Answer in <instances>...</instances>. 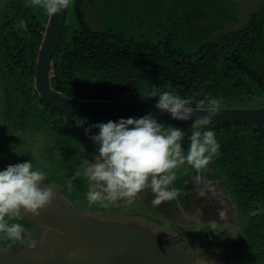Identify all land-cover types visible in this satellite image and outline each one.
Returning a JSON list of instances; mask_svg holds the SVG:
<instances>
[{
    "label": "trees",
    "instance_id": "obj_1",
    "mask_svg": "<svg viewBox=\"0 0 264 264\" xmlns=\"http://www.w3.org/2000/svg\"><path fill=\"white\" fill-rule=\"evenodd\" d=\"M0 2L6 118L15 125L29 118L45 122L50 112H59L76 124V141L91 132L140 143L155 156L178 150L190 158H214L249 214L245 234L257 263L264 264V127L57 110L34 86L55 0ZM239 5L240 0H71L51 84L87 100L255 107L250 102L264 101V4L243 27L227 29ZM78 161L64 176L80 186Z\"/></svg>",
    "mask_w": 264,
    "mask_h": 264
},
{
    "label": "flooded vegetation",
    "instance_id": "obj_2",
    "mask_svg": "<svg viewBox=\"0 0 264 264\" xmlns=\"http://www.w3.org/2000/svg\"><path fill=\"white\" fill-rule=\"evenodd\" d=\"M3 79L0 67V122L6 127L5 129L2 127L0 130L4 129V133L7 134L8 132V134L13 136L15 139L13 144L14 148H17L18 144L21 146L20 142H24V140L32 143L33 147H27L26 144H24L28 150L29 157L28 160L23 161L22 159L23 165L18 171H16L14 170V161L12 159L14 149H10L6 145V142H0V212L3 215V217L0 218V228L3 225L1 223H4L6 227H4L6 232L3 234L0 233L1 251H18L22 246L33 241L38 230L41 229V224H38L35 218H31L25 213L30 211L29 206L26 204L31 200L32 203H38L37 205L39 209H50V206L46 208L44 206L50 204L48 200L52 199V195H56L58 198L61 197L63 202L66 201V204L70 205L69 208L93 215L100 220H111L114 222H133L134 220H140L142 224L146 225V229L150 230V232L151 229L153 232L162 231L161 233L163 236L171 237L172 244L177 245L184 252L192 253L199 259L206 258L211 264L218 259L224 260V263L227 261L229 264H234L224 250L220 248V246L225 243L222 241L220 242V236L229 229L233 230L241 228L238 229L237 235L232 234L233 241L238 243L243 236L247 239L245 230L248 226L249 214H247L243 205H241L232 185L228 181V177L221 170L214 158L210 156H198L192 158L186 156L190 160L198 158L197 169H195L190 163L187 164H190L189 168L194 170V177H199L200 173H204L203 170L206 169V172L208 173H205V183H207L208 186L210 183L212 185V174L215 175L217 170L221 172L226 179V182H228L231 187V191L235 198L234 201H236L235 204H237V207L240 208L243 213L242 219L245 217V226L244 224H241L242 220L234 214L232 220L228 218V216L222 217L224 214L217 211V209H220L221 205L226 204V198L224 200V196L226 195L220 194L216 187L207 186L203 188V186H200L196 190L190 192L185 189V186L181 187L182 193L179 194L176 192L175 194L173 193L174 191H171V194L168 196L166 194L167 188L159 189V185L156 181L154 180L152 182L153 178L157 175L156 170L154 165L147 161L149 158L147 155L143 154V152L138 153L136 157L144 156L141 161L147 162L146 167L148 168L149 173L142 168V174L140 177L130 178L128 170L124 171L121 169L120 162L118 163L115 161V157L120 159L116 153L99 148V145L103 146L101 140H98L97 142L95 141V143H87L89 138H80L76 141L74 133L76 124L70 121L68 117H65L68 123L59 120L60 116H62L59 112H50L45 122L57 130L68 132V136H66L65 133L62 135L53 133L42 142L39 140L40 135H43V133L48 135L44 127L35 124L36 122L34 121V123L30 118L20 121L18 125H15L9 117L6 118V98L4 92L6 83ZM8 124L13 128H11V131L7 128ZM31 131H39L40 134L35 137L32 136L33 133H31ZM90 138L93 139L94 137L91 136ZM34 140L36 143H34ZM58 142H60V145H58ZM82 143L83 145L81 149H79V146ZM22 150L24 151L23 144ZM60 150L65 152L61 153L59 152ZM60 157L63 158V161L58 162L57 158L59 160ZM29 158L31 159L30 162ZM77 158L79 160V169L77 172L78 179H84L83 175L85 170V174L90 181L88 190L94 196H97L95 190V188H97L98 191L105 194V198L108 199V201L110 199L113 200H110V203L116 204V210L120 206V209L122 206L130 208L138 203L137 206L144 212L138 211V216L134 217H131L129 213H127V215L117 212H113V214H109V212L107 214H102V212H96L93 210L94 208H91L82 202V204L86 206V209L83 208L82 205L79 204L81 199L75 193L79 184L76 182L74 183V179L72 180L69 177L64 179V174L69 170H73V167H75L74 164ZM184 169L187 170V166H184L183 170ZM188 174L190 173H184L183 177ZM163 178H167L171 181V176L169 177L167 174L163 175ZM170 183L172 184V182ZM188 183L189 182H186V184ZM80 184H82V182ZM121 187H123V189ZM44 190L46 191L44 192ZM156 191L162 192L164 197L163 200L158 199ZM168 197L174 206L173 211L175 214V220H173L171 216H164L162 213L159 211L156 212L155 210V207L157 206H166L168 204ZM40 202H45V204L41 206L39 205ZM228 202L230 203L229 200ZM74 204L77 205L79 209L74 208ZM230 206L232 210L235 209L231 203ZM31 207L33 208V205H31ZM38 208L36 212L39 213L41 210L38 211ZM211 209H214V211ZM151 212L153 213L151 217L154 219L149 218L148 222L144 223L143 220L146 221V219H144L143 214L145 215L146 213L148 214ZM16 215H18L22 221H18V218H14ZM38 216L40 217L42 224H45L46 222L43 220L42 215L39 213ZM2 219H5V221ZM7 219H9L10 222H7ZM148 223H150L149 227ZM238 223L239 227H236V224ZM15 224L17 228H21L23 234L20 236L18 230L14 233L17 241L14 243L7 241L6 243L1 244L4 240L3 237L7 238L6 236L11 229V225ZM209 232L214 234V239H207L206 235H208ZM192 235L195 237H192ZM115 264L124 263L115 260Z\"/></svg>",
    "mask_w": 264,
    "mask_h": 264
},
{
    "label": "water",
    "instance_id": "obj_3",
    "mask_svg": "<svg viewBox=\"0 0 264 264\" xmlns=\"http://www.w3.org/2000/svg\"><path fill=\"white\" fill-rule=\"evenodd\" d=\"M71 0H55L38 52L35 86L47 103L71 114H116L135 118L184 123L255 124L264 127V105L257 107H185L124 99L87 100L55 90L51 84V66ZM46 190H44L45 192ZM50 209L38 208L31 200L27 215L41 229L33 241L18 251L0 250V264H211L172 244L171 237L147 230L140 220L133 222L100 220L93 215L69 208L61 197L52 195ZM155 207L175 220L173 205ZM45 202H40L43 206ZM166 204V203H165ZM164 204V205H165ZM33 205V208L31 207ZM46 222L42 224L38 212ZM173 212V213H172ZM218 259L212 264H229Z\"/></svg>",
    "mask_w": 264,
    "mask_h": 264
},
{
    "label": "rangeland",
    "instance_id": "obj_4",
    "mask_svg": "<svg viewBox=\"0 0 264 264\" xmlns=\"http://www.w3.org/2000/svg\"><path fill=\"white\" fill-rule=\"evenodd\" d=\"M7 0H5L6 2ZM264 4V0H240V7L239 9V15L237 19L232 20L228 25H227V29H236V28H241L243 27L249 20V15L251 12L257 10L259 7H261ZM1 5V2H0ZM5 7V4L2 5V7L0 8V14L1 12H3ZM236 20V21H235ZM264 103V101L259 102V101H254L253 103L250 102V105H255V107H257L258 104ZM263 106V105H262ZM253 107V106H252ZM59 120H63L64 122L68 123L66 121V118L63 116H60ZM1 121V120H0ZM34 122V121H33ZM36 122V123H35ZM34 123L44 127L45 131L48 133V135L46 133H43V135H40V139L42 142L44 141L45 138H48V136H51L53 133L54 134H64L66 136H68V132H64L63 130H57L56 128H53L52 126L48 125L46 122L40 120H36ZM6 128L5 125H3L0 122V128ZM7 128L11 131V125H7ZM4 129L0 130V142L1 143H5L6 145L11 149H14V154H12V159L14 161V170L18 171L23 163H22V159L24 160H28L29 154H28V150L25 147L24 144H26L27 147L31 146L33 147V144L24 140V142H20L21 146L18 144L17 148H14V142L15 139L13 138V136H11V134H7L4 133ZM13 129V128H12ZM32 136L37 137L40 132L38 131H31ZM78 133H80L78 131ZM90 134L92 133H86L84 134V136L80 135L79 137L81 138H89L87 140V143H91L95 141L97 142L98 140H101L103 142V146L99 145V148H102L103 150H110L111 152L116 153L117 156H119L120 159L115 157V161L116 162H120L121 165V169L128 170L129 173V177L130 178H137L140 177L142 174V168L145 169V171L147 173H149L147 166V162H143L141 161L142 158H144V156H140V157H136V155L138 153L143 152V154L147 155V157L149 158V160H147L149 163H152L154 165V168L156 170V176L153 178L152 182L155 180L156 183L159 185V189H164L167 188L166 190V194L169 196L171 194V191L173 193L176 194V192H178L179 194L182 193L181 187H185L186 190L194 191L196 190L198 187L203 186V188L207 187V183L205 180V173L206 169L203 170L204 173H200L199 177H194V170L192 168H189V165L191 164L192 166L195 167V169H197L196 166H198V158L190 160L189 158L186 157V155L178 150L172 151L167 155H162L159 156L158 154L155 156V154H153V152H150L148 150H145V148L140 144L134 142V141H130L126 138H108V137H104V136H100V135H94L93 134V139L90 138ZM88 136V137H85ZM24 139V138H23ZM107 139V140H106ZM56 141V140H54ZM34 143H36V141L34 140ZM22 144L24 146V151L22 150ZM58 145H60V142H58ZM83 143L79 146V149H81ZM6 146V149H7ZM41 149V148H40ZM62 149V148H61ZM145 151V152H144ZM3 152V151H1ZM59 152L63 153L65 151L60 150ZM110 153V152H109ZM152 155H154L155 157H152ZM63 157V156H62ZM60 157V159L57 161H63V158ZM31 161V159L29 158V162ZM57 162V163H58ZM190 163V164H187ZM59 164V163H58ZM84 165V164H83ZM82 165V166H83ZM145 166V167H144ZM187 166V170H183V167ZM31 167V166H30ZM190 173L186 176L183 177L184 173ZM21 173V172H19ZM168 175L169 177L171 176L169 181L167 178H163V175ZM199 174V173H198ZM197 174V175H198ZM62 176V175H60ZM67 176H64V179H66ZM82 179V184H80V186L78 185V189L75 190V193L77 194V196L81 199V202L79 204L82 205L83 208L86 209V205L90 206L91 208H94L93 210L96 212H99L102 214L103 213H108L109 214H113V212H117L120 214H124L127 215V213L130 214V216L134 217V216H138L139 212H144L140 207H138V203L134 204V206L128 208L125 206H122V208L120 209V207L116 210V204L114 203H110V199L108 201V199L105 198V194L101 193L100 191L97 190V188H95L96 192H97V196H94L89 190H88V186L90 184L89 178H87L86 174H85V170H84V175H83ZM197 178V179H196ZM212 179V185L210 183V186L216 187L219 191L220 194H225L226 196H224V200L226 198V204L225 205H221L220 209H217L218 212L224 214L222 217L224 216H228V218L232 219L234 218V215L237 216L241 221V224H246L245 222V217H243V213L241 211L240 208L237 207V204L234 198V195L231 191V187L229 186V183L226 182V179L223 177V175L221 174V172L219 170H217L216 174L211 176ZM172 182V184L170 183ZM186 182H189L188 184H186ZM205 184V185H204ZM154 187V184H153ZM123 189V187H121ZM156 194L158 195V199L159 200H163L164 197L162 195V192L160 191H156ZM71 196V195H69ZM169 198V197H168ZM228 200L230 201V203L234 206V210H232L230 203L228 202ZM113 201V200H112ZM82 202L84 204H82ZM120 204V203H119ZM74 208L79 209V207L77 205H73ZM212 211H214V209H211ZM92 211V210H89ZM136 211V212H133ZM158 212V211H156ZM155 212V213H156ZM136 213V215H135ZM153 213H146L144 216L143 222L147 223L149 218L150 219H154L153 217H151ZM234 214V215H233ZM3 215L0 212V218H2ZM14 218H18V221H22L21 218H19L18 215H16ZM158 218V217H156ZM3 221H5V219H2ZM233 220V219H232ZM7 222H10L9 219L6 220ZM3 224L2 227L0 228V233H4L5 231V224ZM19 226V225H18ZM150 226V223H148V227ZM212 226V225H209ZM5 227V228H4ZM235 227V226H234ZM236 227H239V223L236 224ZM9 229V228H8ZM238 229L241 228H237V229H229L228 231H225L223 234H221V238H220V242H225L223 245L220 246V248H222V250H224V252L227 254V256L231 259V261L234 264H258L257 260H256V255L255 252L253 251V248L250 246V244L248 243V240L245 238V236H243V238H240V242L235 243L232 239V234L237 235ZM19 230V234L20 236L23 234L21 228H17L16 224L15 225H11V229L10 231L7 233V238L3 237V242H1V244L6 243L7 241H11V242H15L17 241L14 233L16 231ZM216 231V230H213ZM192 237H195L192 235ZM207 239H214V234H211L209 232L208 235H206ZM205 240V239H204ZM256 257V258H255Z\"/></svg>",
    "mask_w": 264,
    "mask_h": 264
},
{
    "label": "clouds",
    "instance_id": "obj_5",
    "mask_svg": "<svg viewBox=\"0 0 264 264\" xmlns=\"http://www.w3.org/2000/svg\"><path fill=\"white\" fill-rule=\"evenodd\" d=\"M55 108V107H54ZM88 133H91V132H88ZM82 136H84V135H82ZM91 136H93V134H90V137ZM85 137H88V136H85ZM152 156H154V155H152ZM87 210H90V209H87Z\"/></svg>",
    "mask_w": 264,
    "mask_h": 264
},
{
    "label": "crops",
    "instance_id": "obj_6",
    "mask_svg": "<svg viewBox=\"0 0 264 264\" xmlns=\"http://www.w3.org/2000/svg\"><path fill=\"white\" fill-rule=\"evenodd\" d=\"M171 202V201H170ZM173 205V204H172ZM174 207V206H173Z\"/></svg>",
    "mask_w": 264,
    "mask_h": 264
}]
</instances>
